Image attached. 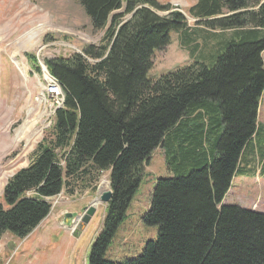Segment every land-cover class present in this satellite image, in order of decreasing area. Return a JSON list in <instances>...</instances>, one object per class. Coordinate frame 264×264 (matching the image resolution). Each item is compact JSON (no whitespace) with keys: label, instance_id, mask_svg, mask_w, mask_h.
I'll list each match as a JSON object with an SVG mask.
<instances>
[{"label":"trees","instance_id":"16d2710c","mask_svg":"<svg viewBox=\"0 0 264 264\" xmlns=\"http://www.w3.org/2000/svg\"><path fill=\"white\" fill-rule=\"evenodd\" d=\"M100 45L45 60L65 87V105L0 199V240L27 238L53 200L91 189L109 173L113 196L87 264H264V214L223 204L258 133L264 94V0H197L196 30L212 31L206 57L187 16L157 0H74ZM180 34L192 62L148 77L157 51ZM204 48V46L202 45ZM36 61L33 56H26ZM260 126V125H259ZM162 148L172 177L157 180L147 225L158 227L142 254L113 263L105 254Z\"/></svg>","mask_w":264,"mask_h":264},{"label":"rangeland","instance_id":"374dc122","mask_svg":"<svg viewBox=\"0 0 264 264\" xmlns=\"http://www.w3.org/2000/svg\"><path fill=\"white\" fill-rule=\"evenodd\" d=\"M157 1L169 3L187 16L190 28L201 31L196 35L200 47L196 55H201L200 51L207 54L210 49H204L202 45L206 41L212 43L213 38L203 37L205 33L201 28L196 30L194 19L188 13L197 0ZM104 34L105 31L93 30L83 7L74 0H0V177L27 167L33 152L51 129L52 125L42 114V79L34 74L38 63L79 53L85 45H100ZM171 39L166 49L155 53L148 75L150 79L157 80L192 62L193 56L189 48L182 45L180 34L172 32ZM220 47L215 45L211 49L213 54L218 53ZM27 55L35 57L36 61L28 59ZM13 57L27 68L26 78ZM261 103V126L258 125L257 136L243 153L242 174L236 178L239 183L232 184L224 202L264 214V94ZM26 120L35 122L31 131L34 136L15 142L16 130ZM144 172L126 217L105 254L107 261L124 263L136 259L147 242L157 239L158 227L147 225L144 217L150 209L157 180L172 177L162 148L153 151ZM104 178L109 182L108 172L97 182L96 192L77 190L74 195L62 193L55 198L50 215L27 238L21 240L4 234L0 240V264H87L91 246L102 230L106 214V204H95ZM2 194L3 191L0 199ZM90 204L96 208V213L84 223L82 209ZM68 213L79 219L74 223L67 221Z\"/></svg>","mask_w":264,"mask_h":264},{"label":"built area","instance_id":"2783aa9c","mask_svg":"<svg viewBox=\"0 0 264 264\" xmlns=\"http://www.w3.org/2000/svg\"><path fill=\"white\" fill-rule=\"evenodd\" d=\"M37 75L42 79V94L40 95L45 121L53 123L57 110L65 105L66 90L61 82L53 77L43 62L38 64Z\"/></svg>","mask_w":264,"mask_h":264},{"label":"bare ground","instance_id":"6f19581e","mask_svg":"<svg viewBox=\"0 0 264 264\" xmlns=\"http://www.w3.org/2000/svg\"><path fill=\"white\" fill-rule=\"evenodd\" d=\"M41 32V31H39ZM38 32V33H39ZM2 41V39L0 38V42ZM13 60L16 64V66L18 67L19 71L24 75V77L26 78L27 77V68L25 66H22L18 59H16L15 57H13ZM29 118V117H28ZM35 126V122H31L29 120H26L24 122V124L16 130V138H15V142H21L22 139L24 137H27V136H32L31 135V131L33 130ZM35 134V133H34ZM34 136V135H33ZM32 136V137H33ZM14 142V143H15ZM13 175L11 173H4L1 177H0V192H2L8 182V178ZM110 190V185H109V182L104 178L101 183H100V186H99V192H98V196L97 198L95 199V204L97 205H101V201H100V198H101V195L104 193V192H107ZM79 219V218H78ZM77 219V220H78Z\"/></svg>","mask_w":264,"mask_h":264},{"label":"water","instance_id":"95a60500","mask_svg":"<svg viewBox=\"0 0 264 264\" xmlns=\"http://www.w3.org/2000/svg\"><path fill=\"white\" fill-rule=\"evenodd\" d=\"M15 174H13L12 176H14ZM112 196H113V193H112V190L110 188L109 191L104 192L101 195L100 201L103 204L107 205L111 201ZM95 213H96V208L92 204H90V205L86 206L84 209H82V218L81 219L83 220L84 223H88L92 219V217L95 215ZM77 218H79V216L74 217V215L71 213H70V215H69V213L66 215L67 221H72L73 223L75 222V220ZM67 221H66V223H67Z\"/></svg>","mask_w":264,"mask_h":264},{"label":"crops","instance_id":"0c3cea01","mask_svg":"<svg viewBox=\"0 0 264 264\" xmlns=\"http://www.w3.org/2000/svg\"><path fill=\"white\" fill-rule=\"evenodd\" d=\"M203 31L202 32H204L205 34H203V37H206L207 38V40H208V37H209V35H210V33H213L212 31H209V30H207V29H202ZM191 31H194L193 29H191ZM203 46H204V49H210L209 51H208V53L207 54H204L206 57H209L211 54H213V52L211 51V49H213L214 48V46H213V43H210L209 41H206V42H204V44H203ZM264 54V53H263ZM262 98H261V101L259 102L260 103V109H259V118H258V124L261 126V123H260V114H261V109H262ZM238 176H235L234 178H233V181H232V184L233 183H236V184H238L239 182H236V178H237ZM241 183H244V182H241ZM242 185V184H241ZM231 187H232V185H231ZM230 190H231V188H230ZM223 204H225V202L223 201ZM254 210V209H253Z\"/></svg>","mask_w":264,"mask_h":264}]
</instances>
